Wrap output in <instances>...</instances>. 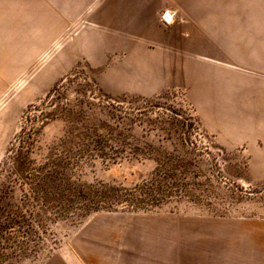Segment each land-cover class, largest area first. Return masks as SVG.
<instances>
[{"label":"rangeland","instance_id":"obj_1","mask_svg":"<svg viewBox=\"0 0 264 264\" xmlns=\"http://www.w3.org/2000/svg\"><path fill=\"white\" fill-rule=\"evenodd\" d=\"M0 264H264V0H0Z\"/></svg>","mask_w":264,"mask_h":264},{"label":"crops","instance_id":"obj_2","mask_svg":"<svg viewBox=\"0 0 264 264\" xmlns=\"http://www.w3.org/2000/svg\"><path fill=\"white\" fill-rule=\"evenodd\" d=\"M165 17H166V19L169 21L170 20V18H171V16H170V14L169 13H166L165 14Z\"/></svg>","mask_w":264,"mask_h":264},{"label":"bare ground","instance_id":"obj_3","mask_svg":"<svg viewBox=\"0 0 264 264\" xmlns=\"http://www.w3.org/2000/svg\"><path fill=\"white\" fill-rule=\"evenodd\" d=\"M166 14V13H165ZM165 14H164V20H166V21H168L167 19H166V17H165ZM171 16V15H170Z\"/></svg>","mask_w":264,"mask_h":264}]
</instances>
